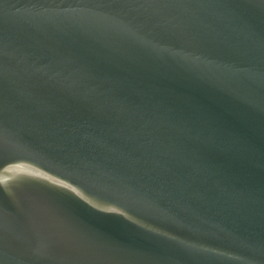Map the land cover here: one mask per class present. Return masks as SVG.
<instances>
[{
    "label": "water",
    "instance_id": "obj_1",
    "mask_svg": "<svg viewBox=\"0 0 264 264\" xmlns=\"http://www.w3.org/2000/svg\"><path fill=\"white\" fill-rule=\"evenodd\" d=\"M0 264H264V0H0Z\"/></svg>",
    "mask_w": 264,
    "mask_h": 264
}]
</instances>
